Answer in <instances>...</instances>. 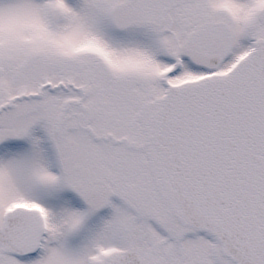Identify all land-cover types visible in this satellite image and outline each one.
I'll use <instances>...</instances> for the list:
<instances>
[{"label":"snow or ice","instance_id":"snow-or-ice-1","mask_svg":"<svg viewBox=\"0 0 264 264\" xmlns=\"http://www.w3.org/2000/svg\"><path fill=\"white\" fill-rule=\"evenodd\" d=\"M0 264H264V0H0Z\"/></svg>","mask_w":264,"mask_h":264}]
</instances>
